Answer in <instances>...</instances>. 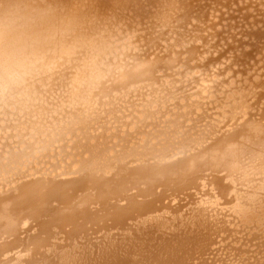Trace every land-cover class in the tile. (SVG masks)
Masks as SVG:
<instances>
[{"label": "bare ground", "instance_id": "obj_1", "mask_svg": "<svg viewBox=\"0 0 264 264\" xmlns=\"http://www.w3.org/2000/svg\"><path fill=\"white\" fill-rule=\"evenodd\" d=\"M0 87V264H264V0H0Z\"/></svg>", "mask_w": 264, "mask_h": 264}, {"label": "rangeland", "instance_id": "obj_2", "mask_svg": "<svg viewBox=\"0 0 264 264\" xmlns=\"http://www.w3.org/2000/svg\"><path fill=\"white\" fill-rule=\"evenodd\" d=\"M234 239V240H233ZM235 241H239L240 243H238V244H236L235 243ZM241 242H242V239L241 240H239L238 239V235H233V237H231L225 244H231L232 246H234V247H241L242 249H249V251H252V250H254L253 249V247H249V246H246V245H240L241 244ZM224 244V245H225ZM235 244V245H234ZM223 245V246H224ZM222 246V247H223ZM229 249L227 248V249H224V251H221V252H218L216 255H215V258H214V260L215 261H213V260H211L210 261V263L213 261L214 263L213 264H223L224 263V261H225V263L224 264H226V262H227V255H226V251H227V253L229 252L228 251ZM251 253V252H250ZM218 256H219V259H218ZM221 256V257H220ZM225 258V259H224ZM221 259V260H220ZM234 263V262H233Z\"/></svg>", "mask_w": 264, "mask_h": 264}, {"label": "clouds", "instance_id": "obj_3", "mask_svg": "<svg viewBox=\"0 0 264 264\" xmlns=\"http://www.w3.org/2000/svg\"><path fill=\"white\" fill-rule=\"evenodd\" d=\"M8 79H9L10 82L18 81L19 74H16V75L9 74ZM8 87L10 89L12 87V84L10 83ZM3 91H4L3 87H0V94H3Z\"/></svg>", "mask_w": 264, "mask_h": 264}]
</instances>
